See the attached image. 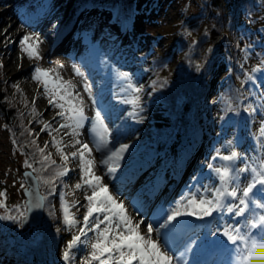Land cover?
<instances>
[{
  "label": "rangeland",
  "instance_id": "1",
  "mask_svg": "<svg viewBox=\"0 0 264 264\" xmlns=\"http://www.w3.org/2000/svg\"><path fill=\"white\" fill-rule=\"evenodd\" d=\"M137 1L136 13L133 14H139L131 27L124 28L113 12L100 2L86 1L83 4V0H30L26 6L31 5L37 10L24 15V19L36 16L40 8L43 12L38 14L42 15L46 26L36 30L34 36H29L21 30H13L16 20L8 10L10 4L8 0H0V59L3 72L41 114L38 119L41 126L37 129L39 140L42 145H49L54 157L66 170L64 185L57 187L53 204L60 211L58 193L61 188L66 193L61 196L62 213L66 219L59 233H55L58 264H179L178 256L185 251L200 252V244H208L209 240L217 238L215 246L225 242L233 244L235 238L226 236L229 224L246 215L254 193L260 200L257 207L251 204L249 220L260 224V216L264 212V86L260 91L256 87L255 95L251 97L254 113L239 116L236 127L225 125L224 99L229 97L227 84L231 73L227 65L218 67L212 81V121L205 120L202 126L200 124L201 129L197 130V137L192 143L174 148L167 158L153 163L160 158L153 148L158 130L171 124L168 112L161 106L158 92L153 87V78L157 74L155 58L158 53L167 52L180 34L182 16L199 12L200 2ZM87 6L103 8L104 14L124 31L125 37L116 46L113 57L101 49L96 35L87 34L92 50L95 49L91 65L99 74L102 71L114 73L121 80L120 89L106 77L97 79L99 88L96 89L87 71H83L82 75L79 73V69L86 67L76 63L77 60L72 62V58L68 59L64 54L44 57L43 52L50 45L47 31L56 34L61 30L59 14L65 11L76 14ZM246 53L242 49L238 55L243 68L250 70L253 67L251 71L255 68L254 72L264 78V71L259 70L261 60L252 54L248 57ZM177 64L176 56L172 65ZM98 100L106 101V105L113 102L115 115L127 109H130L127 116L138 115L135 122L144 126L142 136L132 142L127 141L124 147H116L109 141L100 142L95 135L88 137L87 131L108 130L112 126L101 105L97 107ZM106 145L112 153L95 150V147L100 149ZM200 146L201 152L193 156ZM186 149L190 150L189 160L193 158L195 165L191 182L187 185L194 183L201 173L206 177L200 181L202 187H199L200 182L195 185V188L202 189L198 196L191 194L174 207H168V219L182 224L189 232L173 251L167 248L164 236L168 230L166 226L153 222L160 211L143 217L142 212L122 196L130 188L121 177L134 167H146L147 174L133 189L135 194L138 190L146 193L154 187L158 174L165 169L173 170L176 157ZM25 165L26 161L12 144L10 132L0 114V214L12 224L18 223L20 214L27 212L24 194L27 183L23 171L29 169H25ZM258 206L262 208L261 213L257 212ZM214 221L225 222L219 232H215L217 224ZM17 227L14 235L20 230L28 237L33 229L30 239L36 240V227L24 229L22 224ZM261 258L264 259L263 253Z\"/></svg>",
  "mask_w": 264,
  "mask_h": 264
},
{
  "label": "trees",
  "instance_id": "2",
  "mask_svg": "<svg viewBox=\"0 0 264 264\" xmlns=\"http://www.w3.org/2000/svg\"><path fill=\"white\" fill-rule=\"evenodd\" d=\"M86 1L102 3L124 28L131 27L139 14H133L137 0H83V4ZM199 2V12L182 16L180 34L167 52L158 53L155 58L157 74L153 78V87L171 124L158 130L153 148L160 158L156 157L153 163L165 159L174 148L192 143L203 121H212V81L219 66L227 65L231 72L227 84L229 97L224 99L225 125L236 127L239 116L254 113L251 97L255 95L256 87L260 91L264 86L263 75H257L255 68L251 71L253 67L244 69L238 57L242 49L248 57L251 54L257 56L261 60L259 70L264 71V0ZM176 56L178 64L173 66ZM10 82L0 59V114L12 144L26 161L25 169H33L39 178L45 199V224L34 229L38 235L32 240L33 229L28 237L20 230L13 234L17 225L22 224L24 214H20L21 219L15 224L7 222L8 219L0 214V264H58L55 233H59L66 219L61 197L66 193L61 188L59 213L53 204L57 187L64 185L66 170L49 145H42L39 140L37 129L41 126L38 124L41 114L16 87L17 84ZM4 194L6 197L5 191Z\"/></svg>",
  "mask_w": 264,
  "mask_h": 264
},
{
  "label": "bare ground",
  "instance_id": "3",
  "mask_svg": "<svg viewBox=\"0 0 264 264\" xmlns=\"http://www.w3.org/2000/svg\"><path fill=\"white\" fill-rule=\"evenodd\" d=\"M28 1L30 0H8L10 4L8 10L14 15L16 20L15 23H13V30H21L23 34L34 36L36 30L45 28L46 23L43 21L44 18L42 15L41 17L39 15L43 12L40 8L38 9L39 14L37 13L36 16L30 17L29 20L24 19V15L34 9L37 10L31 5L27 7L26 3H28ZM22 4H25V6L23 7ZM33 6L35 5L33 4ZM90 7L91 6H87V8L81 9L78 11L79 14H77L78 12L76 13L77 15L75 12L73 13V11H65L59 14V18L62 20L61 30L56 34H50L49 31H47L50 45L44 50V57H49L56 53L64 54L68 56V59L72 58L70 59L72 62L77 60L76 63H81L83 68L86 67V70L79 69V73L82 75L83 71H87V75L96 89L99 88L97 79H101L102 77L109 78L110 81L114 82L115 86L119 88L121 80L117 78L114 73H106L99 68V70L102 71V73L99 74L92 66V61H94L92 58L95 49L92 50L93 46L92 44L90 45L91 42H89L87 34L89 32L96 35V41L101 49L105 50L113 57L115 54L114 51L117 48L116 46H118L122 42L123 37H125L124 31L115 25L111 17H107V15L104 14L103 8L97 6H95V8ZM46 37L45 35V39ZM115 59L117 60V58H114V60ZM98 92L99 91H97V94ZM96 104L97 107L101 105V109L105 111L104 113L112 121V126L108 130L94 129L93 131H87L86 135L88 137L95 135L99 138L100 142L109 141L111 145L124 147L127 141L132 142L133 139L142 136L141 133L144 126L142 127L140 123L135 122V120L138 119V115L132 117L127 116L130 109L115 115L116 110H114V108L116 107L113 102H109V104L106 105V101L98 100ZM119 108L120 107L117 108V111ZM89 118L91 119V116ZM95 150L98 152H107L108 154L112 153L107 145L100 149L95 147ZM200 152L201 146L194 151L193 156ZM181 153L173 162V166L175 165L172 167L173 170L170 172L168 169H165V171L158 174L155 178L154 187L146 193H142L138 190L135 194L133 191L145 174H147L145 170L146 167H134L135 169L133 168L131 171H125L121 177L123 183L130 188L129 192H124L122 196L126 197L129 202H132L133 207H135L137 211H141L143 217L154 211H160L158 216L153 219V222L158 225L163 224L166 226L168 230L165 232L164 236L167 241V248L173 251L176 250L189 232L182 224H176L174 221L168 219V207H174L180 200L183 201L185 197H190L189 195L191 194L198 196L202 189L195 188V185L200 181H204L206 177L201 173L197 180L191 184L192 186H188L187 184L191 182V176L195 169L194 160L193 158L191 161L189 160V149ZM96 160L97 159H95V161ZM132 172L134 177L132 176ZM148 177H150V175ZM201 183L202 182L199 183V187L203 186ZM192 190H195L197 193L194 194L195 192ZM257 195V193H254V198L249 202L246 208V215L244 217L240 216L235 222L229 224L230 226L228 227L226 236L235 238L233 244L225 242L222 245L215 246L214 243H216L217 238L209 240L208 244H200L202 246H200V252L189 253V251H185L181 256H178L179 264H264V259L261 258V254L263 253L264 255V222L262 220L264 219V212L262 216H260V224L257 225L254 220H249L251 204H255L256 207L259 205L260 197H257ZM256 209L258 213L262 212L260 206ZM257 216H259V214H257ZM214 224H217L215 232H219L225 222L214 221ZM210 229L211 228H208V230Z\"/></svg>",
  "mask_w": 264,
  "mask_h": 264
},
{
  "label": "water",
  "instance_id": "4",
  "mask_svg": "<svg viewBox=\"0 0 264 264\" xmlns=\"http://www.w3.org/2000/svg\"><path fill=\"white\" fill-rule=\"evenodd\" d=\"M27 187L24 188V194L27 198V212L22 216V227H39L44 223L45 199L41 193L40 183L32 170L23 171ZM22 233H24L22 231Z\"/></svg>",
  "mask_w": 264,
  "mask_h": 264
}]
</instances>
